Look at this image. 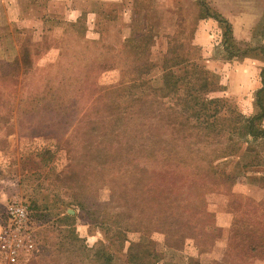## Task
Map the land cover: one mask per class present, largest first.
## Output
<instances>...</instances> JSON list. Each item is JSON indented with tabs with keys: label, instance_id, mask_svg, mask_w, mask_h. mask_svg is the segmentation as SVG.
Listing matches in <instances>:
<instances>
[{
	"label": "rangeland",
	"instance_id": "374dc122",
	"mask_svg": "<svg viewBox=\"0 0 264 264\" xmlns=\"http://www.w3.org/2000/svg\"><path fill=\"white\" fill-rule=\"evenodd\" d=\"M220 1L0 0V214L12 202L23 203L32 209L34 226L30 255L16 264H85L87 252L81 245L93 252L103 245L113 252L117 264L124 263L114 253L118 249L114 240L110 243L103 238V227L99 222L90 224L87 215L93 213L101 219L133 207L126 206L116 192L130 181L124 174L117 176L119 180L113 173L103 178L91 176L92 167L84 161L89 151L86 139L94 133L84 124L94 122L92 129L97 131L107 102L103 88L139 77L143 61L150 71L140 82L147 81L154 95L167 91L156 90L163 85L165 70L185 78L183 84L189 80L191 84L185 87L192 91L207 82L205 97L220 99L235 114L228 124L243 127L246 124L238 115L245 120L255 115L264 70V0ZM223 22L230 26L229 37L239 55L234 49L228 51ZM135 40L138 44L131 47ZM126 48L134 58L125 60ZM143 88L133 91L146 96L144 109L140 110V103L132 105L129 122H123L125 130L119 128L118 120L113 122L114 129L122 131L120 139L137 145L154 138L168 141L171 125L165 114L170 112L171 102L153 104L150 89ZM240 89L245 92L240 94ZM200 94L194 92V96ZM140 112L146 114L138 115ZM232 140L230 154L237 155L216 163L240 173L254 160L249 153L258 148L250 143L251 137L241 133L221 137V141ZM254 165L245 170L248 180L240 177L230 189L215 186L206 192V208L220 228L214 246L203 255L206 264L232 263L225 259L235 245L229 201L264 204V189L254 181L264 176V159L260 166ZM71 166L77 177L70 173ZM86 176L91 182L88 187ZM165 177L152 178L147 184L157 188L162 181L166 183ZM261 210L263 205L258 216L264 222ZM65 215L73 220L58 222ZM263 228L259 235L264 238ZM138 238L136 233L128 234L130 242ZM152 240L161 248L162 235L153 234ZM195 253L193 242L187 240L176 262ZM242 261L264 264V245ZM0 264H9L1 254Z\"/></svg>",
	"mask_w": 264,
	"mask_h": 264
},
{
	"label": "trees",
	"instance_id": "16d2710c",
	"mask_svg": "<svg viewBox=\"0 0 264 264\" xmlns=\"http://www.w3.org/2000/svg\"><path fill=\"white\" fill-rule=\"evenodd\" d=\"M223 24H225L224 36L228 51L234 49L239 55V48L236 49V44L229 37L230 26L224 22ZM136 44L138 43L135 40L130 46H136ZM255 53L257 54L258 51ZM125 54V60L129 57L134 58L129 48H126ZM243 55L245 54L241 57ZM24 56L23 64L26 65L28 58L26 54ZM146 66L148 65L143 61L142 69H138L139 77H129L124 84L103 88L107 102L103 105L104 113L101 112L98 119L100 125L97 131L92 129L94 122L84 124L88 127V131L94 133L86 139L89 142V151L84 161L87 167H92L91 176L103 178L104 175L113 173L115 180L119 175L128 176L127 179L130 182L125 187L121 185L122 190L116 192L126 206L130 204L133 207L122 208L101 219L93 213H88L87 216L90 224L93 221L99 222L100 227H103L101 229L103 238L108 239L110 243L114 240L118 248L114 253L117 252L122 263L124 261L123 264H176L174 259L180 257L187 240L193 242V247L199 256L204 255L214 246L220 228L215 226L212 215L206 208V192L215 186L230 189L240 177L248 180L245 170L253 168L254 163L260 166V159H264V70L261 88L256 99V113L248 120L238 115L239 120L246 124L240 127L235 123L228 124L235 114L227 104L223 102L221 104L220 99L205 97V93L208 92L207 82H204L200 89L192 91L191 88L185 87L191 84L189 80L183 84L185 78H178L164 70L161 76L163 85L156 90L161 92V88H164L167 91L154 95V90L147 81L140 82L142 75L150 71ZM184 70L189 71L185 68ZM142 87L144 90L150 89L154 102L156 101L152 102L153 104L165 106V102H171V107H168L170 112L165 114L171 125L170 140L154 138L152 139L154 141L150 140L137 145L123 141L122 138L120 139L122 131H115L113 125L115 120L119 121V128L125 130L123 122H129L128 111L131 110L132 105L140 103L142 105L140 110L144 109L143 105L147 103L146 96L138 90L133 91ZM169 88H172L171 93ZM181 90L183 93L178 95ZM198 91L201 94L194 96V92ZM48 93L49 91L44 95L47 97ZM128 107L130 108L127 109ZM144 114L146 113H138L142 116ZM102 124L106 125L107 129ZM240 133L245 137H251L250 143L256 144L258 150H252L249 153L254 160L244 168L242 167L240 173L219 168L217 160H225L238 153L230 154L235 144L234 140L221 141V137ZM218 146L219 149H214ZM70 169V173L77 177L75 169L72 166ZM158 176L162 178L166 176L164 178L166 183L162 181L157 188L154 183H151V186L147 184L150 179L155 180ZM84 180L87 181L85 186L88 187L91 184L89 178L86 176ZM255 180L259 188L261 184L264 189V176L255 177ZM229 202L228 206L234 217L230 232L235 245L225 259L226 262L231 261L233 264H244L242 259L251 257V254L256 253L264 245V238L260 236L264 222H261L258 216L260 205H263L261 213L264 212V204L250 202L249 207L244 201L232 199ZM94 210L97 209L94 208ZM30 211L32 212L31 208ZM40 212L41 219H45L47 217L45 213ZM31 215L33 222V214ZM72 220L73 217L65 215L58 219V222L67 223ZM130 233L139 235L136 242L128 240ZM153 234L163 236L161 248H158L152 240ZM74 240L79 242L76 236ZM81 248L87 252L85 264H117L113 252L107 251L103 245L95 252L85 245H81ZM235 250L238 252H234ZM89 253H92V258ZM185 264H198V261L187 257ZM214 264L226 263L221 261Z\"/></svg>",
	"mask_w": 264,
	"mask_h": 264
},
{
	"label": "built area",
	"instance_id": "2783aa9c",
	"mask_svg": "<svg viewBox=\"0 0 264 264\" xmlns=\"http://www.w3.org/2000/svg\"><path fill=\"white\" fill-rule=\"evenodd\" d=\"M33 222L27 205L8 204L0 214V254L9 264L25 259L32 250Z\"/></svg>",
	"mask_w": 264,
	"mask_h": 264
},
{
	"label": "crops",
	"instance_id": "0c3cea01",
	"mask_svg": "<svg viewBox=\"0 0 264 264\" xmlns=\"http://www.w3.org/2000/svg\"><path fill=\"white\" fill-rule=\"evenodd\" d=\"M218 1H220V0H218ZM219 3V2H218ZM220 3H221V1H220ZM215 6L218 8V6L215 4ZM240 76H241V74H240ZM238 77V76H237ZM246 88H247V86H246ZM241 91H240V94H243L245 91L243 90V89H240ZM225 226V225H224ZM190 257H192V258H194V259H196L197 261H198V264H206L205 263V261H204V256L203 255H201V256H199L197 253H195V254H191V255H189ZM188 256H186V257H182L180 260H179V263L178 262H176L177 261V259H179L180 257H178V258H176V260H175V262H176V264H185V261H186V258H187Z\"/></svg>",
	"mask_w": 264,
	"mask_h": 264
}]
</instances>
